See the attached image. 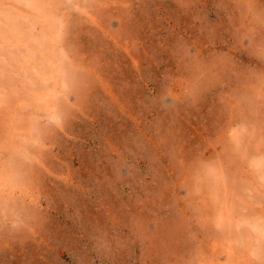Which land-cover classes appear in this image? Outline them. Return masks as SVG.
Listing matches in <instances>:
<instances>
[{
    "label": "rangeland",
    "instance_id": "obj_1",
    "mask_svg": "<svg viewBox=\"0 0 264 264\" xmlns=\"http://www.w3.org/2000/svg\"><path fill=\"white\" fill-rule=\"evenodd\" d=\"M0 264H264V0H0Z\"/></svg>",
    "mask_w": 264,
    "mask_h": 264
}]
</instances>
